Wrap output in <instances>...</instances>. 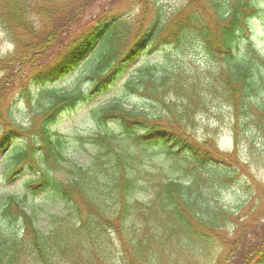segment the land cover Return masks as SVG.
<instances>
[{
	"label": "trees",
	"instance_id": "trees-1",
	"mask_svg": "<svg viewBox=\"0 0 264 264\" xmlns=\"http://www.w3.org/2000/svg\"><path fill=\"white\" fill-rule=\"evenodd\" d=\"M102 1L108 10L69 39L85 12ZM259 1L189 0L167 13L151 0H0V26L14 37L13 54L0 59V162L8 167L7 178L22 176L24 187L23 192L0 195V264H20L24 256L53 264L55 255L70 264H179L181 256L187 264H264V186L247 175L244 183L249 179L261 195L234 210L213 194L242 170L239 127L233 125L230 153L210 151L208 139H190L187 113L205 105L203 91L215 90L234 108L242 139L244 134L250 137L246 140L252 148L262 142L259 156L264 158V57L255 54L247 35L252 18L264 24ZM122 2L139 5L140 14L115 12ZM18 31L30 40L15 34ZM162 40L180 48L195 45L220 65L197 97L196 77L181 78L182 72L165 67L164 57L159 65L125 70L144 47ZM49 54L56 61L42 68ZM22 67H28L34 89L21 81L17 97L2 112L1 102ZM74 69L86 70V93L64 92L53 84ZM120 76L122 94L141 96L147 104L140 99L126 106L114 100L91 108L94 124L116 132L93 137L97 152L88 164L71 160L65 153L66 139L53 124L63 111L86 103ZM32 99L41 112L32 120L36 117L39 124L30 141L19 144L24 138L15 139L25 136L26 128L14 118L12 106ZM151 108L156 112H149ZM153 148L169 157L184 155L194 167L213 160L214 181L194 172L188 181L166 178L153 185V174L142 170ZM39 197L60 200L64 207L61 214L51 215L47 231L37 224ZM244 208L246 215L241 214Z\"/></svg>",
	"mask_w": 264,
	"mask_h": 264
},
{
	"label": "rangeland",
	"instance_id": "rangeland-1",
	"mask_svg": "<svg viewBox=\"0 0 264 264\" xmlns=\"http://www.w3.org/2000/svg\"><path fill=\"white\" fill-rule=\"evenodd\" d=\"M32 1V0H28ZM36 1V0H33ZM58 1V0H51ZM153 3H158L162 9L169 13L176 8L186 5L189 0H151ZM156 1V2H155ZM260 7H264V0L259 1ZM107 2L102 1L98 2L91 9L87 10L79 23L68 35L69 39H74L80 33L85 31L89 26L90 22H95L96 18L105 13L107 9ZM115 12H124L125 16H138L140 13V6L135 5L134 2H122L118 3L114 7ZM136 16V17H137ZM35 20H38L35 18ZM249 28L247 35L254 47L255 54L258 53L261 57H264V24L259 18H252L249 20ZM19 32V31H18ZM15 34L21 36L25 40H30L31 36L28 34ZM13 35L7 33L0 26V59H4L7 56L13 54L14 51V42ZM248 42V40H247ZM182 48L173 44V41L162 40L158 45L153 44L150 48H143L137 57L126 63L125 70L130 71L138 64L145 63H155L157 65L163 62L162 57H164L165 67L169 66L172 70L176 69L181 73V78L185 79H194L196 81V91L193 93L196 97L201 94L202 85L206 86L210 81V74L214 73L220 65L218 63H213L202 54L195 45L183 46ZM59 50L58 47L54 46L52 51L57 53ZM46 65L42 68H48L50 65L55 63L54 55L49 54L46 58ZM19 76L14 79L13 84L16 88L21 81H23V87L30 86V89L33 90L32 86V77H30L28 67H22L19 69ZM85 69H74L71 73L63 76L62 78L53 82V84L59 87L60 90L64 92H74L81 91L86 93L88 90V82L85 79ZM126 74V73H125ZM1 79V71H0ZM124 77L120 76L117 80L105 91L93 95L86 103H81L77 105L71 111H63L59 116L58 120L53 124V127L58 130L66 139L65 153L66 156L71 160L81 163L83 165L88 164L94 154L97 152V146L93 143V137L97 134L111 131L116 132V129L109 128L107 126H97L94 124L90 117V110L94 106H103L108 104L111 101L119 100L123 102L126 106L131 104H147L144 102L141 96L137 95H127L122 94L120 89V84L122 83ZM10 82V81H9ZM6 82L5 85L9 84ZM49 84V83H48ZM47 84V85H48ZM264 89V84L262 85ZM217 86L212 87V89H217ZM9 91L10 93L5 97V100L1 102V110L5 111L9 105H12L13 100L17 97L19 89ZM205 105L201 108L193 107L191 110L187 111L189 115V124H188V135L190 139H194L199 143H202L205 139H208L211 143L210 145H205L209 148L208 150H215L216 152L221 153H230L234 148V137H233V125L236 124L239 127V151L238 157L240 159V166L242 170L238 171L232 180L226 184L224 188H220L218 191L213 190L214 197L217 201L223 206L230 208L231 210L236 209L238 206L246 203L252 196L260 197V193L255 191L254 186L251 184L249 179L244 183V179L248 177L247 175L252 174V176L260 181L264 186V158L259 156L260 151L263 149L262 142H258L254 145V148L251 147V143L246 139L247 137L244 134V139H242V129L240 122L236 121L233 117L235 116L234 108L230 105L224 97H220L219 94L212 90V93L203 91ZM141 99V102H140ZM21 102L19 106H12L13 115L17 122H21L22 127L26 128L25 136H21L15 140L23 141L19 144H22L24 141L29 142V136L32 130L38 126V120H32L34 114H41L40 111H37L38 104L35 99H32L30 102L25 103L23 100H17L16 105ZM40 110V109H38ZM156 108H151L149 112L155 113ZM240 114V113H238ZM236 113V115H238ZM32 120L33 125L28 127V121ZM28 137V138H27ZM24 142V143H25ZM5 146V148H7ZM137 150V149H136ZM3 151H0V156ZM146 158L143 159L142 164L145 167L142 169L144 172L152 175L153 185L155 182L165 180L166 178L188 181L191 176L190 173H198L201 177L202 174H205V178L208 181H214L212 177V164L213 160L207 162V165L204 167L193 166V162H190V159L184 158V155L178 157H169L160 150L153 148L151 152H148ZM140 160H135V167L139 169ZM6 166H2L0 162V195L3 196L8 192H23L24 187L22 184V176H14L12 178H7L5 176ZM142 168V167H141ZM156 174V177L154 176ZM145 173H143L144 175ZM139 175V174H136ZM151 184V183H150ZM212 184H215L214 182ZM153 193V191H152ZM150 192L146 193L144 198L149 196ZM142 198V197H141ZM258 200V198H257ZM35 204L38 209V226L43 230H49L52 226L50 223L52 214H61L63 212V203L57 199H35ZM248 205V203L246 204ZM247 211V208H244L241 214H244ZM257 220L255 218L254 222ZM253 222V223H254ZM247 226L250 222H245ZM252 224V223H251ZM106 227V226H105ZM249 227V226H248ZM107 228V227H106ZM110 232V229H108ZM110 246L113 247L112 242L110 241ZM181 262L179 264H187L184 256H181ZM53 264H70L68 261L61 260L55 255L52 259ZM93 264L92 262H90ZM20 264H44L43 262L36 261L29 256H24ZM84 264V263H83ZM120 264V263H119Z\"/></svg>",
	"mask_w": 264,
	"mask_h": 264
}]
</instances>
